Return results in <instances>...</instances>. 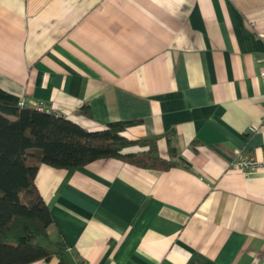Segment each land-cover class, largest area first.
Here are the masks:
<instances>
[{
  "label": "crops",
  "instance_id": "1",
  "mask_svg": "<svg viewBox=\"0 0 264 264\" xmlns=\"http://www.w3.org/2000/svg\"><path fill=\"white\" fill-rule=\"evenodd\" d=\"M256 33L264 0H0L2 92L89 132L136 122L175 164L40 165L64 251L31 264H264V171L231 168L264 160Z\"/></svg>",
  "mask_w": 264,
  "mask_h": 264
},
{
  "label": "trees",
  "instance_id": "2",
  "mask_svg": "<svg viewBox=\"0 0 264 264\" xmlns=\"http://www.w3.org/2000/svg\"><path fill=\"white\" fill-rule=\"evenodd\" d=\"M18 103L0 90V264L46 262L64 251L61 241L48 239L53 219L35 186L40 165L70 170L108 159L153 171L175 165L159 156L154 140L122 136L136 122L109 123L101 131L89 132ZM80 113L87 116L88 107ZM39 239L47 245L38 244Z\"/></svg>",
  "mask_w": 264,
  "mask_h": 264
},
{
  "label": "built area",
  "instance_id": "3",
  "mask_svg": "<svg viewBox=\"0 0 264 264\" xmlns=\"http://www.w3.org/2000/svg\"><path fill=\"white\" fill-rule=\"evenodd\" d=\"M249 27L250 28L254 27V23L249 22ZM256 37L264 41V33H258V34L256 33ZM260 77L262 79L263 86H264V70L261 72ZM18 105L21 107L26 106V104L23 101H19ZM32 108H34L35 110L39 112L45 111L49 113L48 111L44 110L41 105H35ZM233 156L234 158L231 163V168L235 172H240L245 175H251V174L258 173L260 171H264V160L257 161L253 158L245 157L240 150H234Z\"/></svg>",
  "mask_w": 264,
  "mask_h": 264
},
{
  "label": "rangeland",
  "instance_id": "4",
  "mask_svg": "<svg viewBox=\"0 0 264 264\" xmlns=\"http://www.w3.org/2000/svg\"><path fill=\"white\" fill-rule=\"evenodd\" d=\"M28 163H31V161H28ZM44 240L43 239H39L38 241H37V243L38 244H41V245H43L44 244Z\"/></svg>",
  "mask_w": 264,
  "mask_h": 264
}]
</instances>
